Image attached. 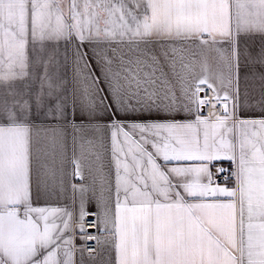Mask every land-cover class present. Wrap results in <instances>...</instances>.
<instances>
[{"label": "snow or ice", "instance_id": "6c2138e0", "mask_svg": "<svg viewBox=\"0 0 264 264\" xmlns=\"http://www.w3.org/2000/svg\"><path fill=\"white\" fill-rule=\"evenodd\" d=\"M0 264H264V0H0Z\"/></svg>", "mask_w": 264, "mask_h": 264}, {"label": "crops", "instance_id": "0c3cea01", "mask_svg": "<svg viewBox=\"0 0 264 264\" xmlns=\"http://www.w3.org/2000/svg\"><path fill=\"white\" fill-rule=\"evenodd\" d=\"M92 231H94V230H92ZM76 243H82V241H80V239L79 238H77V240H76ZM79 259V256L77 255V260Z\"/></svg>", "mask_w": 264, "mask_h": 264}, {"label": "built area", "instance_id": "2783aa9c", "mask_svg": "<svg viewBox=\"0 0 264 264\" xmlns=\"http://www.w3.org/2000/svg\"><path fill=\"white\" fill-rule=\"evenodd\" d=\"M207 113V110H205V114ZM89 246H94V242H89Z\"/></svg>", "mask_w": 264, "mask_h": 264}]
</instances>
